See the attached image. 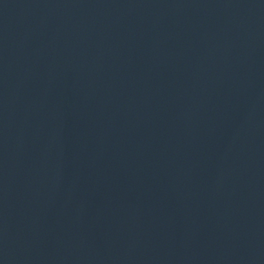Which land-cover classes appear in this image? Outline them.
Instances as JSON below:
<instances>
[{
	"label": "water",
	"instance_id": "obj_1",
	"mask_svg": "<svg viewBox=\"0 0 264 264\" xmlns=\"http://www.w3.org/2000/svg\"><path fill=\"white\" fill-rule=\"evenodd\" d=\"M0 264H264V0H0Z\"/></svg>",
	"mask_w": 264,
	"mask_h": 264
}]
</instances>
